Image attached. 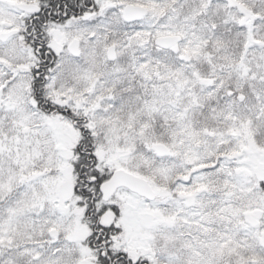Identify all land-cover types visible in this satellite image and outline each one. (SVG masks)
Segmentation results:
<instances>
[{
	"label": "snow or ice",
	"instance_id": "1",
	"mask_svg": "<svg viewBox=\"0 0 264 264\" xmlns=\"http://www.w3.org/2000/svg\"><path fill=\"white\" fill-rule=\"evenodd\" d=\"M0 264H264V0H0Z\"/></svg>",
	"mask_w": 264,
	"mask_h": 264
}]
</instances>
